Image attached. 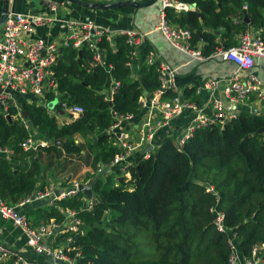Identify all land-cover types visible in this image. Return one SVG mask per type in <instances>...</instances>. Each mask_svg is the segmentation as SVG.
Segmentation results:
<instances>
[{"label":"trees","instance_id":"obj_1","mask_svg":"<svg viewBox=\"0 0 264 264\" xmlns=\"http://www.w3.org/2000/svg\"><path fill=\"white\" fill-rule=\"evenodd\" d=\"M179 1L196 4V10L176 13L167 9V19L188 29L192 46L203 44L206 57L220 47L235 46L236 34L249 26L260 29L264 41V0ZM245 5L250 25L241 19ZM113 43L116 48L107 38L99 43L105 66L95 63L90 49L67 48L53 68L51 79L57 90L49 92L46 100L58 101L55 113L61 104L81 106V117L60 126L47 108L35 105H26L23 116L33 131L53 142L40 150L59 158L86 151L85 160L94 172L99 165L110 166L120 153L104 134L115 121L111 112L139 116V98L160 88L156 66L146 64L149 47L141 49L136 60L142 69L132 80L126 37L118 35ZM110 77L120 84L112 102L102 93ZM193 93L187 91L186 95ZM172 96L168 92L165 98ZM238 109L237 119L224 126L217 121L197 129L182 150L165 138L158 155L153 153L129 169V184H117L115 176L106 174L93 188L92 209L86 208L80 193L43 211L37 224L43 220L63 225L67 210L77 212L81 221L78 232L65 234L73 238L72 248L80 252L79 257L76 251L68 253L75 264H228L229 233L215 228L211 208L217 207L225 213L227 228L236 234L241 254L251 256L255 247H264V133H259L264 128V114H253L244 106ZM16 115L17 110L12 109L10 116ZM32 130L22 120L9 122L0 116V148L11 149L17 163L13 169L0 157V199L12 205L33 194L43 179L36 154H27L22 148ZM79 135L84 143H76ZM209 188L214 192H208ZM130 228L151 232L147 250L132 251ZM143 251L149 255L140 257ZM259 264H264V257Z\"/></svg>","mask_w":264,"mask_h":264},{"label":"built area","instance_id":"obj_2","mask_svg":"<svg viewBox=\"0 0 264 264\" xmlns=\"http://www.w3.org/2000/svg\"><path fill=\"white\" fill-rule=\"evenodd\" d=\"M104 2L105 0H98ZM119 1V0H113ZM123 1V0H121ZM160 3V21L157 29L169 40V42L183 53L191 56L195 60L204 61L206 59L219 58L225 62H232L238 68L230 82L221 88V83L211 80L205 84L210 95L215 115L209 118L205 115L202 108L181 94L176 84L177 69L167 62L160 59L156 54L150 52L146 56L148 66H156L160 88L153 93H144L139 98L140 114L136 116L132 113L117 115L112 112L115 121L108 130V135L117 138L120 146V153H117L110 166L99 165L98 173L104 169L118 168L122 173L129 174L133 167L131 158L136 152H142L147 146H152V151H147L142 160L150 156L160 147L156 143L158 134L165 130V138L174 142L176 147L182 150L185 144L193 136L194 132L202 127H208L217 121L222 126L237 119L239 107L245 105L251 96L258 99L264 98L262 82L249 72L256 66L257 60L264 59V41L260 37H254L249 32H243L235 46L230 48L220 47L212 55L206 57L202 49H195L190 44L192 34L188 29L172 28L167 19V9H173L176 13L189 11V4L179 0H158ZM48 13H28L20 14L8 12L7 18L2 26L3 34L0 40V108L2 113L9 114L10 109L18 108V101L15 103L16 96L25 97L33 95L37 99L46 100V95L51 91L57 90V85L52 81L53 68L58 65L63 51L67 48L81 50L84 48L94 51V61L96 64L105 66L102 60L99 43L103 38H107L112 44L113 40L109 36L111 33L95 23L77 22L67 19H55L58 5L51 2ZM248 7L244 6V11ZM243 20V17L241 18ZM57 21L60 29L64 33L62 44L46 42L43 39H33L40 27L49 26ZM117 35L126 37V44L131 48L127 63L132 66V61L139 57L141 49L146 46V35L138 30H125L117 32ZM60 50L62 52L60 53ZM92 66V64L90 65ZM110 73V69L108 70ZM244 73H246L244 75ZM112 78V77H111ZM113 79V78H112ZM120 84L114 79L105 100L113 101V97ZM168 92L173 96L165 98ZM149 95H151L149 97ZM226 100L229 105L225 104ZM40 103V102H39ZM38 104V103H37ZM66 111L80 116L84 109L81 106L65 105ZM237 107V109H235ZM185 112L192 113L190 124L180 133L175 131L173 121L181 117ZM139 119V123L135 121ZM164 138V139H165ZM51 141L37 140L33 136L24 140L22 148L25 152H38L41 148L49 147ZM0 153L1 149H0ZM80 182L71 183L70 189L63 190L60 195H56L53 188L47 191H38L33 196H27L19 202L20 205L31 203L35 200L54 198L56 202L67 198L75 197L79 191ZM214 192L213 188L207 189ZM86 199V198H85ZM53 201V202H55ZM87 209H92L93 201L88 204ZM215 214L214 225L218 232L229 233V246L231 254L228 264H259L262 262L261 252L263 246L253 249L251 256H243L237 245V236L226 226V216L217 207L211 208ZM69 223L59 225L56 222L44 223L33 226L30 220L17 211L15 205L0 199V216L13 222L14 226L20 228L27 237V247L38 256L46 258L47 264H75V259L69 256V252L76 251V256H80L79 250L72 248L73 238L68 237L65 243L60 246H50L44 240L54 234L68 231L67 233H77L81 221L77 218V212L66 211ZM63 228V229H61ZM0 264H30V262L20 253H17L6 246L0 244Z\"/></svg>","mask_w":264,"mask_h":264},{"label":"crops","instance_id":"obj_3","mask_svg":"<svg viewBox=\"0 0 264 264\" xmlns=\"http://www.w3.org/2000/svg\"><path fill=\"white\" fill-rule=\"evenodd\" d=\"M123 1L142 3L148 0ZM51 2L58 5L56 16H53L55 17V19H67L77 22L91 21L97 26H101L107 29L111 33L109 36L112 38L113 42L114 37L118 36L116 34L117 32L125 30H138L140 33L145 34L146 46L149 47V50L156 54L160 59L177 69L176 84L181 94L186 98V100H190L191 102L195 103L199 108H202L205 115L209 118H213L215 112L213 110L212 104L210 103L211 93L207 89H205V84L211 80H215L221 83V88H223L224 85L230 82L232 75L235 72H238L237 66L232 62H225L219 58L199 61L175 48L169 42V40L157 29L160 21L159 2H157V4L153 6L141 9H135L133 7L125 5L117 9L102 10L93 7L95 4L104 3L99 2L98 0H9V12H15L20 14L48 13ZM3 8L4 0H0V18ZM170 26L175 29L180 28L179 26L173 25L171 23ZM246 31L254 37L256 36L261 38V30L249 26L244 31L236 34V43H238L240 35ZM2 34L3 29L0 28V40L2 38ZM32 38L43 39L46 42L51 43L62 44L64 40V33L62 32V29H60L59 23L57 21H54L49 26L38 28L36 34H34ZM113 42L112 47L116 48ZM189 44L192 46L191 40L189 41ZM193 48L202 49L203 44H197ZM138 58L139 57L135 58L132 61V66L129 67L132 69V80H136L138 78L140 70L142 69V64L140 60H136ZM245 74L246 73H244V75ZM249 74H253L262 82V89L264 90V59L257 60L256 66L249 72ZM112 80L113 79L110 77L107 86L103 89L102 93L104 95L109 94ZM187 91H194V93L191 95V97H188L186 95ZM150 96L151 95H149V97ZM14 101L15 103H17L18 101V108L12 109L17 110L18 115L12 118L10 116V111L12 109H10L9 114L5 116V114L2 113V109L0 108V116H4L6 117V119L8 116H10L12 120H22V122L26 126L28 121L25 120V117L23 118V116L26 114V105H35L37 107L47 108L51 116L57 117L60 126L64 125L65 123H71L75 119L82 116H75L66 111V104H63V107L61 106V104L60 110L55 113V111L49 109L46 106V104L49 103L47 100L37 99L32 94L27 95L25 97L16 96L14 98ZM55 102L56 104L58 103L57 100ZM244 104V107H249L251 110L255 111H252L253 114H264V98L258 99V97L256 96H251L250 99ZM60 111H64L65 115H61L59 113ZM191 118L192 113L190 112H185V114H183L181 117L176 118L173 121V127L175 128V131L178 133L182 132L190 124ZM138 121L139 119H137L135 122L139 123ZM27 127L29 131L32 130V126ZM109 128L104 132V134L110 137V142L115 148L120 149L117 138L112 135H108ZM165 133V130H163L158 134L156 141L158 145H161L162 141L164 140ZM30 136H33L37 140L49 141V138L47 139V137L45 136L41 137V135L36 130H32ZM79 142H85L80 135L76 137V143ZM54 143L58 144L59 142L54 141ZM0 149L2 152L0 153V157L8 160L12 168L15 169L17 167V163L12 159L13 151L7 147ZM25 153L36 154V158L40 162L42 168V178L44 179H40L35 192L29 196H33L38 191H47L49 188H53L55 190V193L60 190H68L70 189L71 183L74 181H78L81 184H87L93 177L98 174V171L94 172L91 165L86 162V151H83L80 156H62L60 158L53 152L47 153L42 150H39L38 152ZM142 157L143 155L141 152L134 153L131 158V163L133 164V166L138 165L139 162L142 161ZM113 170L117 171V174L115 175V180L117 181V184L121 183L119 181L120 178L123 179V182L125 184H129L131 175L122 173L118 168H114ZM25 198H23L22 200H24ZM53 199L54 198L35 200L31 203H26L24 205L19 204V202L21 201L20 200L18 203L13 205L16 206L17 211L20 214L25 215L30 220L33 226H39L45 223L43 220H40L39 224H37L42 212L49 211L52 207L57 205V202ZM84 201L86 203L85 197ZM67 223H69L68 218L66 219L63 225ZM67 232L68 231L65 230L64 232L54 234L53 236L46 238L44 240V243L54 247L63 245L65 243V240L67 239V237H65V234ZM0 244L6 246L7 248L17 253H20L30 262V264L48 263V260L46 258L38 256L28 249L26 245L27 237L23 231L20 228L14 226L12 221L6 220L1 216Z\"/></svg>","mask_w":264,"mask_h":264},{"label":"water","instance_id":"obj_4","mask_svg":"<svg viewBox=\"0 0 264 264\" xmlns=\"http://www.w3.org/2000/svg\"><path fill=\"white\" fill-rule=\"evenodd\" d=\"M157 2H158V0H148V1L142 2V3L124 2V1H121V0H119V1L105 0L103 4H95L93 7L94 8H98V9H102V10H108V9H117V8H120L122 6L127 5V6L135 8V9H141V8H147V7L153 6V5L157 4ZM196 7H197L196 4L189 5L188 10L189 11H195ZM8 12H9V0H4V8H3V11H2V14H1V18H0V28H2L4 22H5L6 18H7ZM243 14H244V20H245L246 24H250L251 21L249 19L248 12L244 11ZM61 52H62V50H60V53ZM100 53H101V56H102V60L104 61L105 60V55H104L103 51H101ZM223 102L225 104L229 105L228 102H226L225 99L223 100ZM55 106H56V102L54 101V102L50 103L49 108H51L52 110H55L54 109ZM61 106L63 107L64 105L62 104ZM235 109H237V107H235ZM253 112H255V111H253ZM59 113L61 115H65L64 111H60ZM7 119H8L9 122H12V119H11L10 116H8ZM27 126L31 127V122L30 121L27 122ZM259 133H264V128L261 129L259 131ZM147 151H152V146H147L146 149H144L141 153L144 154ZM154 154L158 155V152H155ZM112 172H113V170L111 168L104 169L101 172H99L95 177H93L87 184H81L79 186V191L87 199L88 204L90 202H92L94 199H96V195H95V193L93 191V188L96 185V183L99 180H103L104 176L106 174H111ZM119 181L122 183L123 179L120 178ZM61 193H62V190L57 191L56 195H60ZM61 229H63V228H61ZM59 264H65V263L59 262Z\"/></svg>","mask_w":264,"mask_h":264},{"label":"rangeland","instance_id":"obj_5","mask_svg":"<svg viewBox=\"0 0 264 264\" xmlns=\"http://www.w3.org/2000/svg\"><path fill=\"white\" fill-rule=\"evenodd\" d=\"M37 3V2H36ZM50 103H47L46 106L49 108ZM51 109V108H49ZM113 176H115L117 174L116 170H113V172L111 173ZM106 177V175H105ZM128 231H130V234L132 236L131 239V243H132V251H137L140 247H142V249H146L147 250V246L151 244V232L150 233H146V232H142L139 229L136 228H130ZM146 251H143L142 255L140 257L149 255V254H145ZM149 252V251H147ZM261 252V258L263 260L264 257V249L260 250Z\"/></svg>","mask_w":264,"mask_h":264}]
</instances>
